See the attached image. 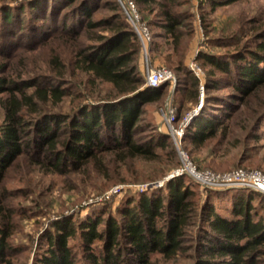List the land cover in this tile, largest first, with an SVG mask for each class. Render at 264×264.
I'll list each match as a JSON object with an SVG mask.
<instances>
[{"label": "trees", "instance_id": "obj_1", "mask_svg": "<svg viewBox=\"0 0 264 264\" xmlns=\"http://www.w3.org/2000/svg\"><path fill=\"white\" fill-rule=\"evenodd\" d=\"M134 1L152 34L151 58L163 56L172 66L182 101L198 103L202 85L207 93L186 129L185 148L186 143L191 153L206 148L212 156L238 148L239 164L264 166V27L254 45L233 34L234 43L227 44L235 48L231 53L202 50L197 59L212 67L201 78L187 63L191 0ZM51 41L56 47L48 72L16 76L0 63L6 114L0 126V264H15L17 253L10 241L12 215H7L12 209L5 183L9 171L27 164L62 175L95 176L108 163L118 164L123 173L139 161L176 156L169 133L136 139L147 106L173 82L147 84L140 37L119 0H0L1 58ZM187 179L194 180L184 173L167 180L166 191L154 187L138 198L129 196L121 215L102 210L86 220L68 215L53 221L35 264H168L180 258L190 260L186 264H264V192L226 187L201 193ZM232 191L224 213L211 197Z\"/></svg>", "mask_w": 264, "mask_h": 264}, {"label": "rangeland", "instance_id": "obj_2", "mask_svg": "<svg viewBox=\"0 0 264 264\" xmlns=\"http://www.w3.org/2000/svg\"><path fill=\"white\" fill-rule=\"evenodd\" d=\"M213 3H218V5L216 4L214 7ZM103 5L106 6L107 1H104ZM100 10L110 13L107 8ZM189 10L193 14V34L190 40V53L187 63L191 69L190 64L192 61H196L203 68L204 76L207 68L211 69L212 66L202 64L197 59L202 50H209L219 53V55L231 53L235 48L227 44L234 43L231 38L233 34H238L242 43L248 39L253 40L250 43L254 45L257 41L258 29L261 26L264 27V0H191ZM145 18L148 20V17ZM54 43L51 41L47 44L43 43V45L20 49L9 59L0 57V63L6 64L7 71L16 76L20 73L31 75L32 71H36V73L39 71L48 72L52 69L51 59L56 47V43ZM65 48L68 50L67 47ZM149 57L152 66L172 67L164 61L163 56L151 58L149 52ZM140 66L146 77V59L143 52L140 56ZM217 74L226 76L220 71H217ZM177 86L178 83L170 84L159 101L147 106V114L141 118V123L145 125L141 131L142 134L136 137L137 141L160 135L167 137L168 133L171 136L164 120V112L170 106L177 108V117L180 115V120H177V124H179L201 103V100L198 103L183 102L182 92L176 93L175 91ZM230 89L223 88L221 91H230ZM102 92V95L105 94V91ZM206 94L204 92L203 106ZM5 115L2 95L0 94V126L5 121ZM186 144L187 149H185L200 170H213L223 173L242 166V168L260 169L264 172V166H259L255 162L250 165H248L249 162L248 164H239L238 160L242 151L238 148L229 149L225 155L219 153L212 156L208 154L206 148H200L191 153L189 144ZM175 149V158L172 155L163 154L158 162H145L143 164L142 161H139L135 165H129V170L123 173L119 165L113 163H108V168L95 176L62 175L27 164H24L19 170L9 171L5 183L9 193L12 194L9 200L12 209L7 212V215H12V226L14 227L10 241L16 247L15 264H35L36 259L44 251V237L53 221L68 215H75L77 218L86 220L88 217L98 215L102 210H106L105 214L112 212L114 215H121L119 213L120 207L126 206L129 196L138 198L140 192H153L154 187H160L161 190L166 191L167 177L182 166L176 145ZM158 150L163 153L166 152L160 147ZM109 157L110 155L107 156V158ZM155 165L157 166L155 167ZM161 169H166L164 174L160 173ZM158 172L159 176H157ZM186 174L193 177L188 172ZM194 180L187 179L186 181H191L196 187H199L201 193L209 189L197 179L194 178ZM116 187H120V190L114 193ZM234 193L235 191L217 192L211 198L215 202V206L222 210L224 207L231 206ZM222 212L225 213L223 210ZM188 262L190 260L180 258V262H169L168 264H186Z\"/></svg>", "mask_w": 264, "mask_h": 264}, {"label": "built area", "instance_id": "obj_3", "mask_svg": "<svg viewBox=\"0 0 264 264\" xmlns=\"http://www.w3.org/2000/svg\"><path fill=\"white\" fill-rule=\"evenodd\" d=\"M128 19L135 28L140 37L142 44V51L145 55L146 66L145 73L147 84L150 87H159L162 84L171 81L177 83V76L175 72L166 66L155 67L149 61V45L152 41V34L149 25L138 10L134 0H119ZM190 68L199 77H204L203 68L196 62L192 61ZM201 103L198 107L188 114L179 124H177V108L170 106L164 112V120L168 131L170 132L174 143L179 151L182 160V166L167 177V180L175 178L184 173H190L195 179L201 182L204 186L209 188H226V187H249L264 192V172L260 169H246L236 168L229 172H217L213 170H200L191 160L189 153L184 147V137L186 129L192 120L199 114L204 100V85L201 86ZM120 187L114 189V193L118 192Z\"/></svg>", "mask_w": 264, "mask_h": 264}]
</instances>
